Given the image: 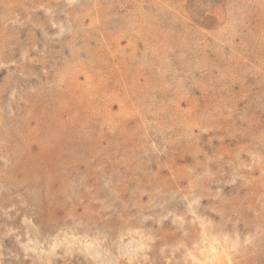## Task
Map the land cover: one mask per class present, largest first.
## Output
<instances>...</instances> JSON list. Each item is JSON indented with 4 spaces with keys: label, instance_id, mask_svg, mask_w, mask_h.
Returning <instances> with one entry per match:
<instances>
[{
    "label": "rangeland",
    "instance_id": "1",
    "mask_svg": "<svg viewBox=\"0 0 264 264\" xmlns=\"http://www.w3.org/2000/svg\"><path fill=\"white\" fill-rule=\"evenodd\" d=\"M0 264H264V0H0Z\"/></svg>",
    "mask_w": 264,
    "mask_h": 264
},
{
    "label": "bare ground",
    "instance_id": "2",
    "mask_svg": "<svg viewBox=\"0 0 264 264\" xmlns=\"http://www.w3.org/2000/svg\"><path fill=\"white\" fill-rule=\"evenodd\" d=\"M43 175V174H42ZM192 201V200H191ZM137 224V223H136ZM226 237V236H225ZM39 243V242H38ZM69 243V242H68ZM87 246V245H86Z\"/></svg>",
    "mask_w": 264,
    "mask_h": 264
}]
</instances>
